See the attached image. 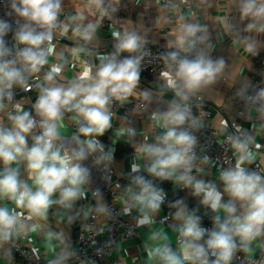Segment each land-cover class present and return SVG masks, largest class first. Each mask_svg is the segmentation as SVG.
<instances>
[{
	"label": "clouds",
	"instance_id": "obj_1",
	"mask_svg": "<svg viewBox=\"0 0 264 264\" xmlns=\"http://www.w3.org/2000/svg\"><path fill=\"white\" fill-rule=\"evenodd\" d=\"M90 2L103 12V0ZM10 7L23 23L13 30L12 23L0 19V110L4 109L5 101L13 100L15 86L23 87L25 91L32 90L27 78L39 73L49 63L48 57L55 51L52 44L54 31L59 28L61 35L68 32V25L59 21L62 0H11ZM239 12L241 20H248L245 32H264V0H239ZM72 19L82 20L83 17ZM98 26V23L77 24L73 34L90 42ZM10 32L15 41L12 47L5 40ZM205 32L202 25L181 24L175 41L170 45L174 50L162 54L168 69L162 73L165 87L174 98L165 112L152 114L153 119L161 122L162 131L153 143L143 145L140 151L147 161L144 170L150 176L192 186L194 195L202 196L201 204L217 215L212 217L211 229L202 227L201 217L195 211L189 212L182 199L177 200L171 207L177 208L175 219L182 221L179 226H173L179 232V249H173L166 236L163 243L155 246L145 244L150 264H231L237 251L249 253L252 242L264 238V175L245 167V163L253 158L249 147L251 136L239 126L228 135L227 141L235 150L236 162L220 171L223 191L216 184L198 180L191 174L197 159L195 148L198 139L193 130L198 121L189 101L200 90L214 84L225 67L223 58H213L206 51ZM111 35L116 41L115 51L100 55V64L95 70L85 63L83 70L67 86L57 82V78H62L63 66L58 63L50 66L44 83L38 86L40 94L32 105L40 117L39 122L30 111L15 104V114L8 117L12 127L0 125V162L3 164L0 169V200L6 199L15 205L11 210L0 206V247L13 241L25 227V212L16 209L26 210L28 220L46 219L53 204H59L61 219L67 216L71 223L75 217L69 213L76 201L86 198L85 186L90 182V169L83 161L95 153H100L95 159L96 164L113 159V152H106L97 137L111 128V103H123L134 95L144 54L141 52L142 37L135 31L114 30ZM243 40L248 42L250 37L245 36ZM254 47V42L246 43V50L253 51ZM84 51L83 47L71 49L77 59ZM121 53L129 55L121 59ZM245 91L241 89L238 95L243 97ZM142 94L144 99L150 98L147 91ZM247 99L259 105L257 111L264 118V88ZM66 112H74L80 124V135L73 136L77 147L71 150L57 144L62 139L60 128ZM224 124L227 127L226 121ZM36 127L41 132L33 136V143L29 146L28 136ZM129 133L135 134L134 130H129ZM81 135L85 139H80ZM203 159L206 162L208 157ZM21 161L26 162L31 187L20 179L18 168L12 167ZM140 171L139 164H132L131 172ZM56 194L58 200L54 201ZM225 194L227 201L223 200ZM93 196L98 201L96 214L110 216L108 206L100 203L99 189ZM124 196L123 213L130 215L136 209L139 213L136 226L143 227L154 223L165 193L152 180L136 175L125 186ZM221 211L225 214L223 220L219 215ZM150 238L159 239L155 234ZM6 255L11 256V249ZM50 264L57 262L53 260Z\"/></svg>",
	"mask_w": 264,
	"mask_h": 264
},
{
	"label": "crops",
	"instance_id": "obj_2",
	"mask_svg": "<svg viewBox=\"0 0 264 264\" xmlns=\"http://www.w3.org/2000/svg\"><path fill=\"white\" fill-rule=\"evenodd\" d=\"M101 8L103 12L90 0H64L61 16L65 18L63 24L68 25V32L62 35L63 39L58 43L55 56L48 57V66H44L39 73H47L52 64H61L63 66L62 78H57V82L67 86L83 70L85 63L95 70L100 64L98 57L110 49H115L116 41L111 35L114 30L135 31L142 37L143 47L173 49L170 45L175 41L181 24L196 23L202 25L206 29L204 33L207 36L206 51L213 58H223L225 67L214 84L200 90L194 96L200 95L205 103L214 106L215 109L209 125L217 132L216 137L218 139H221L225 133L223 120L238 122L240 128L252 137L249 147L253 158L261 163L264 175V118L259 116L257 109L251 104L237 107L231 96L232 90L246 89L245 92L249 91L253 80L264 81V60L254 55L255 52L264 53V32L253 31L249 33L244 31L248 20L240 19L239 0H192L190 9H175L159 3L158 0H103ZM107 10L118 12L120 16L108 17L105 15ZM79 16H82L83 19H72ZM88 23H98L99 26L93 39L90 42H85L73 34V29L77 24L86 25ZM245 36L250 37L248 42L243 40ZM252 42L255 45L254 50H246V43ZM73 47L85 49L79 54V59L72 55L71 49ZM145 91L150 93V98L147 100L142 94ZM173 98V93L165 85L161 83L151 85L140 80L134 95L124 102L126 106L130 102H145L147 104L146 109L135 111L136 133L121 136L115 130L116 126L123 127L126 124V118L123 116L122 110H119L116 117L112 118L111 128L103 136L106 137L108 143L115 145L119 143L130 144L131 153L137 151L140 156H143L140 151L141 147L154 142H150L148 137L146 140L144 124L160 125L161 122L153 119L152 114L165 112ZM1 119L6 128L12 127L11 121L4 112H1ZM60 132L62 139L57 141L58 145L62 144L64 148L70 149L77 147L76 141L73 139L75 131L68 124L67 118L63 120V127L60 128ZM156 135H152L151 138L155 139ZM29 141L30 135L28 136V144ZM117 158L115 162L117 175L113 184L122 174V170L130 173L131 165L135 159L129 153H123ZM252 162L253 160L246 162L245 167L249 168ZM146 164L147 161L143 158L142 165L145 166ZM12 167L18 168L21 180L26 181L30 187L33 186L32 181L28 179L26 162L21 161L19 164H13ZM2 168L3 164H1ZM209 173L211 174V172ZM137 174L144 173L139 172ZM210 174L201 177L200 180L206 183L212 182L220 191H223L222 182L212 178ZM178 183V181H174V185H171V201L167 205L161 206V210L154 216V223L145 226L139 237L128 239L115 252L118 264H150L147 263L145 244L155 246L163 243L165 236L173 249H179V244L176 242L179 232L175 231L173 226H179L181 223L173 222L166 226L161 221L166 212L176 213L175 208L171 205L177 201L176 195L173 194V187L177 186ZM92 188L94 186L90 175V182L85 186L86 199L83 202L76 201L69 213L75 217L71 223L68 222L67 216L61 219V206L55 203L49 209L46 219L33 218L31 222L23 220L25 227H29L27 234L31 236L35 247L45 258L53 259L57 264H72L70 260L74 253L77 223L87 218L97 205L91 195ZM117 193L124 196V189ZM192 195V200L187 201V210L189 212L195 211V214L201 217L209 207L201 204L202 196L194 195L193 190ZM53 200H58V194L53 196ZM99 200L100 203H106V198L103 196H100ZM227 200L228 196L225 194L224 201ZM8 208L14 209V203L10 202ZM23 211L27 217V211ZM219 215L224 218L225 214L221 211ZM101 217L105 218L104 215ZM154 234L159 239H151L150 237ZM251 249L252 254L264 252V238L253 241ZM0 264H8L5 251L0 252Z\"/></svg>",
	"mask_w": 264,
	"mask_h": 264
},
{
	"label": "built area",
	"instance_id": "obj_3",
	"mask_svg": "<svg viewBox=\"0 0 264 264\" xmlns=\"http://www.w3.org/2000/svg\"><path fill=\"white\" fill-rule=\"evenodd\" d=\"M158 1L165 6H171L175 9H190L192 4V0ZM63 2L64 0H62V7ZM10 4L11 0H0V19L8 20L12 23L13 30H15L19 23H23V20L12 12ZM6 13L9 15H6ZM61 15L62 12L59 16V21L64 23L65 18ZM105 15L108 17L120 16V13L107 10ZM12 36L13 34L10 32L5 37L9 47H12L15 44ZM62 39L63 36L61 35V30L58 28L54 31L52 40V44L55 46V51L49 57L55 56L58 43ZM13 50L15 51V49ZM171 50L174 49H163L153 46L142 47L141 52L144 55L141 61V82L149 83L151 85H157L158 83L165 85L166 81L162 73L168 69L164 63L162 54ZM114 51L115 49H110L106 51L105 54H110ZM127 55L129 54L121 53L119 58L122 59ZM254 55L259 59L264 60V53L255 52ZM45 66H48V64ZM45 74L46 73H36L28 76L27 82L32 87L31 91H25L24 88L20 86H15L13 88V100L11 102L5 101L4 109L0 110V125L5 127L4 121L1 119V112H4L6 117H9L10 114H15V104H20L25 111H30L36 121L39 122L40 117L36 114L32 105L40 94L38 86L44 83ZM260 88H264V81L257 79L251 82L250 90L244 92L243 97L238 95L240 91L232 90L231 96L234 104L237 107L251 104L257 109L259 105L255 101L247 98L254 97ZM189 103L191 104L193 115L198 121L197 127L193 130L198 139V143L195 148L197 159L194 161V167L191 174L196 179L200 180L201 177L209 175V172H211L212 175L210 174V176L218 180L222 169L235 165V150L228 143L227 137L228 135L233 134L235 128L237 126L240 127V124L236 121L229 122L227 120H223V124L225 121L227 122V127H225V133L222 138L218 139L216 137L217 132L209 125L213 110L215 109L214 106L205 103L200 95L194 96ZM146 107L147 104L145 102H130L126 106L124 105V102L121 103L119 101H113L110 105L112 118L116 117L119 110H122L123 116L126 118L125 126H116L115 130H117L121 136L130 134L129 130H134L136 133L137 126L135 124V111L144 110ZM75 116L76 114L74 112H66L64 114V119H68V124L74 129V135L77 136L80 135L78 132L80 124L77 123ZM144 125V128L146 129V140L148 137V140L153 142L154 138H151V136H155L159 131H162L161 124L158 126H154L153 124ZM40 132L41 129L39 127L33 129L30 134L29 146L33 143V136L39 135ZM80 139L83 140L85 137L81 135ZM97 139H99L105 146L106 152L109 150L113 152V159L110 162L105 161L100 164H96L95 159L98 155H100V153H95L90 155L87 160L83 161V163L90 169V175L92 176V184L94 188L91 189V195L94 202L97 203L98 201L97 198L93 196V193L99 189L101 196L106 198L105 204L110 209L111 215L103 218L101 215L96 214L95 209H92L87 218L77 223L74 253L70 260L72 264H118L115 252L119 250L122 247V244L128 239L139 237L141 235V230L145 227L136 226V217L139 215L136 209H133L130 215H125L123 213L125 196H121L117 193L131 182V179L128 177L136 176L137 173H133L131 171L130 173H127L125 170H122V174L118 176L116 182L113 184L114 178L117 175L115 162L118 159L117 157L121 156L117 154L118 145L108 143L105 136L97 137ZM65 149L71 150L70 148ZM128 153L135 158L133 164L136 163L140 165V172L144 173L143 175L145 178L152 180L153 184L164 190L165 196L161 206L163 207L167 205L169 201H171V185H174V180H160L159 178L150 176L144 170L145 166L142 165L144 155L140 156V153L137 151ZM205 156L208 157L206 162L203 159ZM252 160L253 162L248 169L257 171L259 174L263 175L261 163L258 160H255V158H252ZM1 164L2 162H0V169ZM192 190L194 191L192 186L186 187L182 182H179L177 186L173 187V194L176 195L177 200L182 199L186 205L193 198ZM79 201L83 202L84 199ZM9 203L10 201L6 199L0 200V206L8 207ZM19 210L23 211L21 209H17L16 211ZM175 210L177 211V208H175ZM174 215V212H166L165 216L161 220L162 223L166 226H169L173 222L182 223V221L175 219ZM215 215L216 213L212 212L210 208H207L201 216L202 227L211 229L213 227L212 217ZM221 219L223 220V218ZM23 220L28 219H26L25 216V219ZM28 221L31 222L33 219ZM28 228L29 227H25L23 231L19 232V235H17L13 241L4 244L3 247H0V252H7L11 249V256L8 257L6 255L8 264H50V261H53V259L45 258V256L38 251L31 236L27 234ZM179 240L180 236L178 235L176 242L178 243ZM262 262H264V252L252 254L251 252L244 253L243 251H237L231 264H262ZM147 263L150 262L147 261Z\"/></svg>",
	"mask_w": 264,
	"mask_h": 264
},
{
	"label": "trees",
	"instance_id": "obj_4",
	"mask_svg": "<svg viewBox=\"0 0 264 264\" xmlns=\"http://www.w3.org/2000/svg\"><path fill=\"white\" fill-rule=\"evenodd\" d=\"M128 152H131L130 144H124V143H122V144L119 143L118 144V146H117V154L118 155H122L123 153L125 154V153H128ZM141 176H144V175L141 174ZM132 177H134V176H131V177H128V178H130L132 180Z\"/></svg>",
	"mask_w": 264,
	"mask_h": 264
}]
</instances>
